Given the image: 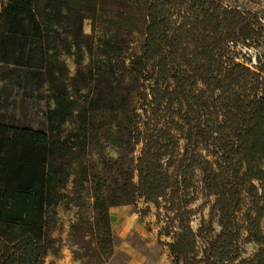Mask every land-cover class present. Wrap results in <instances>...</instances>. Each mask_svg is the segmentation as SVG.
Wrapping results in <instances>:
<instances>
[{
	"label": "trees",
	"instance_id": "16d2710c",
	"mask_svg": "<svg viewBox=\"0 0 264 264\" xmlns=\"http://www.w3.org/2000/svg\"><path fill=\"white\" fill-rule=\"evenodd\" d=\"M3 1L0 63L42 69L47 55L36 0ZM146 19L140 104L130 117L135 141L142 144L137 180L109 204L95 199L106 221L98 245L112 247L110 205L167 196L183 202L180 192L193 187L201 169L204 188L214 197L210 219L195 232L186 210L177 209L179 230L169 243L175 264H264V65L253 68L233 56L238 44L260 38L257 18L216 0H149ZM156 102L164 123H146L138 108L147 113ZM175 131L184 134L185 145L173 178L165 160L177 154ZM53 149L42 130L0 123V264H39L46 256ZM243 188L251 199L243 215L246 231L259 246L251 258H242L236 246Z\"/></svg>",
	"mask_w": 264,
	"mask_h": 264
},
{
	"label": "rangeland",
	"instance_id": "374dc122",
	"mask_svg": "<svg viewBox=\"0 0 264 264\" xmlns=\"http://www.w3.org/2000/svg\"><path fill=\"white\" fill-rule=\"evenodd\" d=\"M216 1L256 16L260 38L238 44L233 56L253 68L263 66L264 0ZM148 3L36 0L45 66L0 63V123L42 130L54 142V180L46 216L49 248L39 264H175L169 243L179 230L177 209L186 210L184 216L195 232L208 224L214 197L206 192L203 172L197 169L193 187L180 192L183 202L167 196L157 202L134 198L130 204L110 205L112 247L98 245L106 221L99 216L95 199L103 197L109 204L117 194L130 192V183L137 180L135 165L142 144L135 141L130 117L140 104ZM147 110L138 108L146 123H164L157 102ZM175 135L177 154L165 160L173 178L185 145L184 134L175 131ZM201 151L213 159L212 150ZM184 200L190 203L185 205ZM241 200L236 246L242 258H251L259 246L246 231L243 215L251 204L247 188L242 189ZM219 229L215 222L214 233ZM204 245L205 239H198V247Z\"/></svg>",
	"mask_w": 264,
	"mask_h": 264
},
{
	"label": "crops",
	"instance_id": "0c3cea01",
	"mask_svg": "<svg viewBox=\"0 0 264 264\" xmlns=\"http://www.w3.org/2000/svg\"><path fill=\"white\" fill-rule=\"evenodd\" d=\"M133 264V263H132ZM134 264H142L141 262H138V263H134Z\"/></svg>",
	"mask_w": 264,
	"mask_h": 264
}]
</instances>
